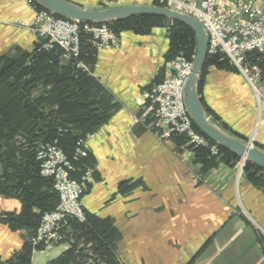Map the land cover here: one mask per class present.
Here are the masks:
<instances>
[{"label": "crops", "instance_id": "crops-1", "mask_svg": "<svg viewBox=\"0 0 264 264\" xmlns=\"http://www.w3.org/2000/svg\"><path fill=\"white\" fill-rule=\"evenodd\" d=\"M70 1L85 8L152 4ZM33 15L29 0H0V56L30 53L41 44L38 36L15 24ZM119 39L118 47L97 53L93 68V77L117 107L85 139L86 163L94 170L81 199L88 218L111 227L122 264H264V186L225 163L203 169L187 142H160L135 122L146 93L169 72L168 29L153 27L145 35L125 30ZM198 93L211 121L264 149V97L257 99L244 75L208 66ZM21 210L16 194H0L2 260L28 240L31 227L13 229L5 220ZM58 245L64 251L69 242Z\"/></svg>", "mask_w": 264, "mask_h": 264}, {"label": "trees", "instance_id": "trees-1", "mask_svg": "<svg viewBox=\"0 0 264 264\" xmlns=\"http://www.w3.org/2000/svg\"><path fill=\"white\" fill-rule=\"evenodd\" d=\"M32 3L36 9H44L35 0ZM152 4L164 6L158 0H152ZM167 22L170 26L166 60L170 61L181 53L179 50L193 60L196 35L179 21L143 14L105 24L118 35L125 30L145 35L153 27L163 26ZM96 59L97 54L89 43V34L84 32L80 34L79 56L68 62L61 60V51L56 46L45 50L39 45L30 53L0 56V194H16L22 203L17 217L8 216L5 219L9 226L13 229L20 226L32 228L21 249L6 260L0 259V264H31L33 250L44 249L33 246L29 239L35 234L42 214L52 210L59 198L52 180L40 174L36 159L39 146L56 141L72 160L75 170L71 176L75 179H79L86 168L93 169L92 165L86 163L87 155L73 158L76 142L92 134L107 120L110 111L117 107L93 77ZM246 60L258 67L259 83L264 84L262 54L251 51L246 55ZM78 61L88 65L89 70L77 68ZM226 62L220 55H206L200 72L199 89L207 67L213 65L225 69L228 68ZM204 109L206 115H212L208 109ZM194 127L202 133L195 124ZM221 127L228 130L224 124ZM176 139L186 142L183 136L172 140ZM211 143L214 142L211 140ZM218 149L219 155L215 156L206 147L193 148L203 169L219 163L232 166L240 159L222 146L218 145ZM244 172L253 184L264 186V169L246 161ZM41 186L46 187L44 191H39ZM33 207L39 211L34 212ZM103 223L97 219L91 221L86 211L83 222L70 219L67 225L68 248L45 264H122L115 251L111 227L105 229Z\"/></svg>", "mask_w": 264, "mask_h": 264}, {"label": "built area", "instance_id": "built-area-1", "mask_svg": "<svg viewBox=\"0 0 264 264\" xmlns=\"http://www.w3.org/2000/svg\"><path fill=\"white\" fill-rule=\"evenodd\" d=\"M166 8L185 12L198 20L207 36V55H220L245 76L257 99L259 90V69L250 65L246 55L258 51L264 58V0H233L221 3L219 0H158ZM34 9L32 18L15 24L28 29L42 41L40 48L50 50L55 46L61 51V60L68 62L80 54V34H89V43L96 54L105 48H116L119 35L106 24L90 23L76 19L56 17L48 9ZM192 61L182 53L169 62V72L146 93V101L135 122L150 130L163 143L183 136L193 149L206 147L211 155H219L218 145L198 132L184 105L183 87L191 73ZM77 68L89 70V66L78 61ZM264 88V87H263ZM89 137H93L90 134ZM86 139V138H85ZM85 139L76 142L74 159L87 155ZM40 174L52 180L53 189L59 201L50 211L42 214L35 234L29 239L33 246L50 247L62 239V231L70 219L85 220L82 195L90 183L92 168H86L79 179L71 176L75 170L72 160L57 145L56 141L42 144L36 151ZM241 166L246 162L241 158ZM239 162V163H240Z\"/></svg>", "mask_w": 264, "mask_h": 264}, {"label": "water", "instance_id": "water-1", "mask_svg": "<svg viewBox=\"0 0 264 264\" xmlns=\"http://www.w3.org/2000/svg\"><path fill=\"white\" fill-rule=\"evenodd\" d=\"M38 4L66 18L79 21L105 24L124 20L135 15H159L170 20L179 21L190 27L196 35V49L192 61V70L183 87V101L187 113L195 126L210 140L222 146L245 161L254 163L264 169V150L251 142L235 137L206 115L201 103L199 90L200 72L207 55V36L202 24L191 15L153 4H128L104 8H85L70 0H35Z\"/></svg>", "mask_w": 264, "mask_h": 264}, {"label": "rangeland", "instance_id": "rangeland-1", "mask_svg": "<svg viewBox=\"0 0 264 264\" xmlns=\"http://www.w3.org/2000/svg\"><path fill=\"white\" fill-rule=\"evenodd\" d=\"M233 0H228V2H231ZM259 1H263V0H259ZM104 8V7H103ZM169 22H167L165 25L163 26H158V27H166L168 29V32H169ZM136 34V33H135ZM179 52H183L182 50H179ZM18 55V53H14L13 55H9V56H16ZM227 65H228V68H225L226 70H230V71H234L230 65V63L228 62L227 60ZM264 87V85H263ZM262 87V85L259 83V90L260 92L262 93V95L260 96V99H262L264 97V88ZM222 128V127H221ZM223 129V128H222ZM225 130V129H223ZM227 132V130H225ZM232 135V134H231ZM244 140V139H243ZM246 141V140H244ZM248 142H251L253 145H254V142L253 140H248ZM256 146V145H255ZM257 147V146H256ZM264 150V149H263ZM218 156V155H217ZM241 158L238 159V161H236L232 167H235L238 172L241 171L243 172V174L246 176L245 172H244V165H245V162L243 163V165L241 166ZM240 162V163H239ZM67 227H65L62 231V239L58 242V244H60L61 242H64L65 240L68 242L69 239L68 238V234H67ZM30 241V240H29ZM58 244H55V245H52L50 247H45L43 245H40L42 246L44 249L43 250H33V256L31 257L32 258V262L31 264H45L46 262H48L49 260L55 258L59 253H61L64 249V246L63 245H58Z\"/></svg>", "mask_w": 264, "mask_h": 264}]
</instances>
